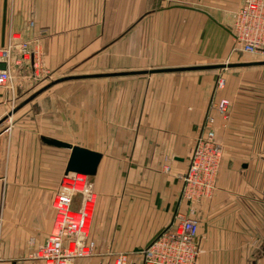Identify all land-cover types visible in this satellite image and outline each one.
I'll use <instances>...</instances> for the list:
<instances>
[{
	"label": "crops",
	"instance_id": "obj_1",
	"mask_svg": "<svg viewBox=\"0 0 264 264\" xmlns=\"http://www.w3.org/2000/svg\"><path fill=\"white\" fill-rule=\"evenodd\" d=\"M241 1L0 0V47L10 32L34 34L48 70L0 88V264H43L29 255L52 228L70 153L44 137L101 153L88 176L96 195L88 238L98 254L78 264H112L119 252L140 264L138 251L177 211L189 212L180 175L219 74L229 116L217 128L216 186L192 206L196 264H264V104L234 94L248 73L182 69L238 55L229 27ZM250 67L259 81L264 64Z\"/></svg>",
	"mask_w": 264,
	"mask_h": 264
},
{
	"label": "built area",
	"instance_id": "obj_2",
	"mask_svg": "<svg viewBox=\"0 0 264 264\" xmlns=\"http://www.w3.org/2000/svg\"><path fill=\"white\" fill-rule=\"evenodd\" d=\"M34 22H27L33 28ZM229 33L233 52L264 55V0H242L232 12ZM48 73L36 35L22 39L10 32L0 47V88L14 90ZM226 80L216 78L201 129L194 140L185 172L180 175L181 197L189 212L177 211L172 221L144 248L138 251L140 264H196L199 220L192 216V206L210 195L216 186L223 156L217 139L218 125L229 116V99L222 96ZM168 170V167L165 168ZM96 195L88 176L68 172L63 175L51 202L54 221L46 239L29 256L43 264H78L80 259L97 255L89 241ZM112 264H131L127 253L111 255Z\"/></svg>",
	"mask_w": 264,
	"mask_h": 264
},
{
	"label": "water",
	"instance_id": "obj_3",
	"mask_svg": "<svg viewBox=\"0 0 264 264\" xmlns=\"http://www.w3.org/2000/svg\"><path fill=\"white\" fill-rule=\"evenodd\" d=\"M264 64V61H250L240 63H229V64H213L188 68H226V67H239V66H253ZM163 70H177V69H163ZM152 72V71H151ZM44 142L56 147L66 148L70 151L65 173L76 172L82 173L87 176H93L96 172L97 165L101 159V153L92 151L90 149L81 147L79 145H73L68 142H63L54 138H43Z\"/></svg>",
	"mask_w": 264,
	"mask_h": 264
},
{
	"label": "rangeland",
	"instance_id": "obj_4",
	"mask_svg": "<svg viewBox=\"0 0 264 264\" xmlns=\"http://www.w3.org/2000/svg\"><path fill=\"white\" fill-rule=\"evenodd\" d=\"M230 28V27H229ZM231 41V49L234 48V42L232 41V39H230ZM238 55L235 56H229V58L223 60L222 62L218 63H232V62H250L251 60H262L264 59V55H250V54H245V53H237L234 52ZM241 67V66H239ZM248 66L247 68H233V67H226V68H221L222 72H226V73H230L231 71L234 72V75H236L237 73H248V74H243V78H238V80L240 81L241 84L238 85V87H236V85H233V91L234 94L241 96V100L243 103H261L264 104V80H262V77L264 76V68L263 71L260 74V80L258 81L253 80L252 76H251V67ZM255 69V68H254ZM259 68L256 67L257 71H261L258 70ZM248 71V72H246ZM224 74V73H223ZM239 75V74H237ZM242 76V75H241ZM239 76V77H241ZM241 103V102H240Z\"/></svg>",
	"mask_w": 264,
	"mask_h": 264
}]
</instances>
